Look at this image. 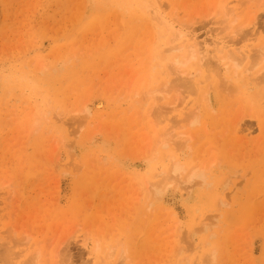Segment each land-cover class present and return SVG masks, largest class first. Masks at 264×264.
Returning <instances> with one entry per match:
<instances>
[{
  "label": "rangeland",
  "instance_id": "1",
  "mask_svg": "<svg viewBox=\"0 0 264 264\" xmlns=\"http://www.w3.org/2000/svg\"><path fill=\"white\" fill-rule=\"evenodd\" d=\"M0 264H264V0H0Z\"/></svg>",
  "mask_w": 264,
  "mask_h": 264
},
{
  "label": "bare ground",
  "instance_id": "2",
  "mask_svg": "<svg viewBox=\"0 0 264 264\" xmlns=\"http://www.w3.org/2000/svg\"><path fill=\"white\" fill-rule=\"evenodd\" d=\"M182 49H184V51L182 52V54L178 55L176 57V63L177 64H181L184 61V64H186L189 60L196 58V56L199 55V52L195 49L194 46H187V47H182ZM228 59V56L225 58ZM231 60V62H233V65H236V61L234 59H229ZM199 172L195 169L192 171V173L187 177V179L185 180L186 183H191L192 181H194V179L199 176Z\"/></svg>",
  "mask_w": 264,
  "mask_h": 264
}]
</instances>
